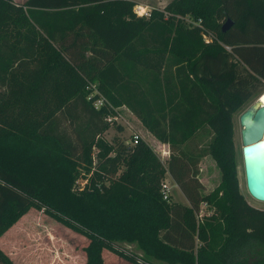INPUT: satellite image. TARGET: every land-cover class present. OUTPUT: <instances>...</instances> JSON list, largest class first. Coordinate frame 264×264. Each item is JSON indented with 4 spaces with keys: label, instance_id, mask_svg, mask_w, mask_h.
Instances as JSON below:
<instances>
[{
    "label": "trees",
    "instance_id": "1",
    "mask_svg": "<svg viewBox=\"0 0 264 264\" xmlns=\"http://www.w3.org/2000/svg\"><path fill=\"white\" fill-rule=\"evenodd\" d=\"M132 5L0 0V235L38 209L87 239L83 264H103V250L136 264H231L233 247L264 244V209L238 191L231 123L264 87V0H170L165 18L147 19ZM88 83L167 145L166 168L141 139L101 140L113 112L91 106ZM206 155L219 183L201 195ZM82 170L90 187L73 192ZM165 171L186 205L161 198ZM200 202L213 213L196 224ZM0 264H13L1 248Z\"/></svg>",
    "mask_w": 264,
    "mask_h": 264
},
{
    "label": "rangeland",
    "instance_id": "2",
    "mask_svg": "<svg viewBox=\"0 0 264 264\" xmlns=\"http://www.w3.org/2000/svg\"><path fill=\"white\" fill-rule=\"evenodd\" d=\"M11 1L14 4H17L22 2L23 0ZM131 1L133 2V4L138 3L148 6L151 9L150 15L152 10L156 12L160 11L165 18L167 12L163 10V8L165 4L170 0ZM184 21L186 23H196L194 21H191L188 15L184 16ZM263 91L264 87H259L258 90L253 93L252 96L248 99V101H252L255 96L258 97ZM98 93L103 96L100 92ZM247 102H245L244 104H246ZM244 104L240 108H238L231 116L232 143L234 148V163L237 187L239 193L242 195L246 203L258 209H264V202H258L251 199L247 195L244 187L241 158L242 143L239 138V126L237 125L236 121V116L242 110ZM117 111L119 113V117L117 116V119L113 123L108 124V128L104 130L100 135L101 140L107 143H112L111 141H117L123 143L126 146H130L133 134L138 135L139 139L142 140L140 132L141 127L137 120L131 118V116H129L125 109H122V107H120ZM116 126H118L120 129H117ZM142 135L146 139H143L142 141H144L147 145H150L148 146L158 157L163 167L166 168L168 148L166 147L164 150V148H160L159 143H152L148 139V137H146L143 131ZM201 138L202 137L197 136L195 141L200 143ZM97 151L98 148L95 145L92 149L91 159L93 160V163H95V155ZM164 151L167 153L166 155H164ZM119 168L121 169L122 165ZM197 168V179L201 184L199 194L204 195L218 185L219 172L212 158L208 155L203 156L199 160ZM90 174L91 170H89L88 173L84 172L83 170L80 171L73 180V183L70 187L71 191L80 192L82 190L88 189L90 185L88 179L86 182V178L89 177ZM161 183L165 187L167 193V202L179 203L184 205L187 204L185 197L180 192L178 187L174 184L166 171L162 175ZM197 209L200 210H196L193 214L196 224H201L205 221H208L209 219L207 217H209L213 213L212 207L205 202H200ZM217 224L219 223L217 222ZM86 243L87 239L84 236L68 228H65L57 221L46 215L42 210L38 209L28 210V212L23 214L5 232H3L2 235H0V248L10 257L13 264H83L84 254L82 249L86 245ZM194 243L198 246L200 244V241H198V239L194 237ZM122 246L129 253L136 252V254H140V252L137 251L133 245L127 246L126 244H122ZM102 256L103 264H136L135 261L124 259L108 250H103ZM263 259L264 244L251 240L243 241V243H240L237 246L233 247V252H231V257H229V260L232 261L230 262L231 264H233L234 262L252 264L253 262L255 263ZM150 262V264H164L163 261L159 260ZM149 263L147 262L146 264Z\"/></svg>",
    "mask_w": 264,
    "mask_h": 264
},
{
    "label": "water",
    "instance_id": "3",
    "mask_svg": "<svg viewBox=\"0 0 264 264\" xmlns=\"http://www.w3.org/2000/svg\"><path fill=\"white\" fill-rule=\"evenodd\" d=\"M230 24L226 19L221 31ZM239 124L245 191L251 199L264 202V104L255 99L252 107L239 116Z\"/></svg>",
    "mask_w": 264,
    "mask_h": 264
},
{
    "label": "built area",
    "instance_id": "4",
    "mask_svg": "<svg viewBox=\"0 0 264 264\" xmlns=\"http://www.w3.org/2000/svg\"><path fill=\"white\" fill-rule=\"evenodd\" d=\"M150 8L148 6H145V5H141V4H138V3H135L132 5L131 7V11L132 13L136 16V17H141V18H149L150 17ZM205 38V37H204ZM205 40H207L205 38ZM225 49L228 50V47H225ZM86 91H87V94H86V99L90 101V104L91 106L94 108V109H99L100 107H105V108H108V109H111L112 112H113V115H105L103 117V120L108 123V124H111L113 123L116 119H117V116L119 117V113H118V109L120 107H112L110 106V104L108 103V101L103 97L101 96L98 92V90L96 89V86L95 84H91V83H88L85 87ZM261 93V92H260ZM257 99H259V97H257ZM139 139V136L136 135V134H133L132 135V139H131V143H130V146L128 147H133V145L136 144L137 140ZM123 144V143H122ZM124 145V144H123ZM126 146V145H125ZM164 155H166L167 153L166 152H163ZM92 164H93V160H92ZM86 183V182H85ZM160 195H161V198L163 200H166L167 199V193H166V190H165V187L162 185L161 183V189H160ZM204 203V202H202ZM198 210V209H197ZM200 210V209H199ZM198 210V211H199Z\"/></svg>",
    "mask_w": 264,
    "mask_h": 264
},
{
    "label": "crops",
    "instance_id": "5",
    "mask_svg": "<svg viewBox=\"0 0 264 264\" xmlns=\"http://www.w3.org/2000/svg\"><path fill=\"white\" fill-rule=\"evenodd\" d=\"M24 1V0H23ZM120 107H122V109H125V111L128 113V115L129 116H131V118H134L135 120H137L136 119V117L129 111V110H127L124 106H120ZM137 122L139 123V125H140V132H141V138H142V140L143 139H145V137L142 135V131L145 133V135H146V137H148V139L152 142V143H154V144H156V143H159L157 140H155L154 139V137L140 124V122L137 120ZM142 130V131H141ZM146 140V139H145ZM149 145V144H148ZM150 146V145H149ZM159 146H160V148H164V150H165V148L167 147L165 144H161V143H159ZM165 152V151H164Z\"/></svg>",
    "mask_w": 264,
    "mask_h": 264
},
{
    "label": "flooded vegetation",
    "instance_id": "6",
    "mask_svg": "<svg viewBox=\"0 0 264 264\" xmlns=\"http://www.w3.org/2000/svg\"><path fill=\"white\" fill-rule=\"evenodd\" d=\"M262 94H264V91L258 96V97H260ZM255 99H257V96H255L254 98H253V100L251 101H248V100H246L245 102H247L246 104H244V106H243V108H242V110L238 113V115L236 116V121H237V125L239 126V131H238V133H239V138H240V130H241V126H240V124H239V116L241 115L240 113H242V112H244L245 110H247V109H249L250 107H252V105L254 104V101H255ZM242 104V105H243ZM241 105V106H242ZM240 106V107H241ZM239 107V108H240ZM241 147H242V145H241Z\"/></svg>",
    "mask_w": 264,
    "mask_h": 264
},
{
    "label": "bare ground",
    "instance_id": "7",
    "mask_svg": "<svg viewBox=\"0 0 264 264\" xmlns=\"http://www.w3.org/2000/svg\"><path fill=\"white\" fill-rule=\"evenodd\" d=\"M260 103L264 104V94L259 97ZM241 114V113H240Z\"/></svg>",
    "mask_w": 264,
    "mask_h": 264
}]
</instances>
